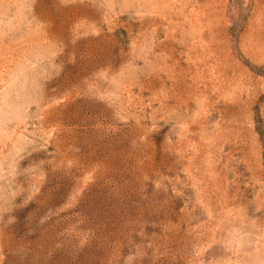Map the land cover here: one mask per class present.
Instances as JSON below:
<instances>
[{"label": "rangeland", "instance_id": "rangeland-1", "mask_svg": "<svg viewBox=\"0 0 264 264\" xmlns=\"http://www.w3.org/2000/svg\"><path fill=\"white\" fill-rule=\"evenodd\" d=\"M0 264H264V0H0Z\"/></svg>", "mask_w": 264, "mask_h": 264}]
</instances>
